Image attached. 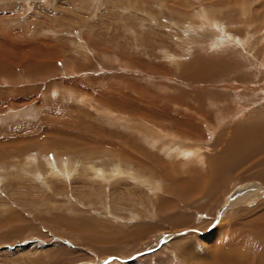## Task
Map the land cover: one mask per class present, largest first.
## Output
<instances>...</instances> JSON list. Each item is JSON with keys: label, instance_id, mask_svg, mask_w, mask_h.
I'll return each mask as SVG.
<instances>
[{"label": "rangeland", "instance_id": "374dc122", "mask_svg": "<svg viewBox=\"0 0 264 264\" xmlns=\"http://www.w3.org/2000/svg\"><path fill=\"white\" fill-rule=\"evenodd\" d=\"M263 125L264 0H0V264H262Z\"/></svg>", "mask_w": 264, "mask_h": 264}, {"label": "bare ground", "instance_id": "6f19581e", "mask_svg": "<svg viewBox=\"0 0 264 264\" xmlns=\"http://www.w3.org/2000/svg\"><path fill=\"white\" fill-rule=\"evenodd\" d=\"M206 65V64H205ZM209 66V65H208ZM206 69H208V71H201L203 74H209V71L211 70L210 68H208V67H206L205 66V68H204V70H206ZM210 69V70H209ZM203 74H201V76H203ZM204 77V76H203ZM207 82V81H206ZM232 94H234V93H232ZM237 94V93H236ZM235 94V95H236ZM244 95V94H243ZM224 96H226V95H224ZM229 97V96H228ZM236 97V96H235ZM242 97V96H241ZM233 99V98H232ZM259 125H261V124H259ZM258 125V126H259ZM257 126V125H256ZM264 126V125H263ZM259 130V129H258ZM250 134H257V131L255 130V129H253V130H250V132H249ZM261 133V132H260ZM259 133V134H260ZM264 134V133H263ZM240 135V134H239ZM243 135H245V133H243ZM246 136V135H245ZM248 136V135H247ZM254 136V135H253ZM259 136V135H258ZM261 136V135H260ZM235 138H236V136H234ZM262 137V136H261ZM173 139H174V137H173ZM177 139V138H176ZM249 139V138H248ZM225 142V141H224ZM227 147V146H226ZM186 149V148H185ZM189 149V148H188ZM184 150V149H183ZM187 150V149H186ZM185 151V150H184ZM179 153H178V155L179 156H183V157H186V158H192V155L193 154H191V153H189V152H181V151H178ZM226 153V152H225ZM195 154V153H194ZM252 154V153H251ZM250 154V155H251ZM226 155H229L228 153L227 154H225V156ZM238 155V154H237ZM249 155V156H250ZM235 158V157H234ZM199 159V158H198ZM228 159V158H227ZM187 160V159H186ZM240 160V159H239ZM173 162V161H172ZM90 163V162H89ZM202 163V162H201ZM200 163V164H201ZM239 163V162H238ZM199 164V163H198ZM75 165V164H74ZM233 165V164H232ZM245 165V164H244ZM91 167V166H90ZM89 167V168H90ZM237 167V166H236ZM71 168V167H70ZM85 168V167H84ZM88 168V167H87ZM228 168V167H227ZM241 168V167H240ZM26 169V168H25ZM36 169V168H35ZM50 169V168H49ZM91 169H92V167H91ZM225 169L226 168H224L223 170L225 171ZM94 170V169H93ZM217 170V169H216ZM64 171H66V170H64ZM98 171V170H97ZM101 171V170H100ZM100 171H98L97 172V174H102V172H100ZM236 171V170H235ZM107 173V172H106ZM176 173V172H175ZM241 173V172H240ZM244 172H242L241 173V175L243 174ZM104 174V173H103ZM105 175V174H104ZM58 176V175H57ZM215 176H217V175H215ZM216 178V177H215ZM4 179V178H3ZM214 181V180H213ZM263 182V181H262ZM264 183V182H263ZM183 184V183H182ZM186 186V185H185ZM182 188V187H181ZM194 196H196L195 195V193L193 194ZM193 195H192V197H193ZM239 225V224H238ZM244 225L245 226H247L248 228H251V231L252 232H254V233H252V235L254 236V237H257V230H258V226H256V225H259L260 227H263L261 230L263 231L262 233H264V216L263 217H261V218H258V219H255V220H253V218L252 219H246V221L244 222ZM233 235H235V233H233ZM247 235H250V233H247ZM233 238V237H232ZM262 238V240L264 239V234H260V236H259V239H261ZM257 240H258V238H257ZM232 241V240H231ZM249 241H251V238H250V236H247V238L246 239H244L243 240V243L241 242V243H238V241L237 242H235V243H233L232 245H231V248H232V250H238V251H241L240 250V248L239 247H237V245H239V244H241L243 247L241 248L242 250L244 249V247H247L248 249H251V250H255V253H259L258 251L259 250H256V249H254V248H252L251 246H248L247 245V243L249 242ZM262 242V241H261ZM264 243V242H263ZM235 246V247H234ZM263 246V245H262ZM236 248V249H235ZM262 252V251H261ZM213 253V252H212ZM233 253V252H232ZM260 256H259V260H260V262L262 263V264H264V253H261V254H259ZM218 257V260L221 258V259H223V262L225 261V262H228V264H230V261H232V259H225L226 257V255L224 256V255H222V253H218V255L216 254V253H214V255H213V257L215 258V257ZM233 263V262H232ZM235 263V262H234ZM241 264V263H240Z\"/></svg>", "mask_w": 264, "mask_h": 264}]
</instances>
